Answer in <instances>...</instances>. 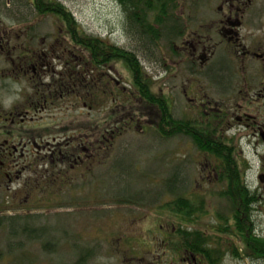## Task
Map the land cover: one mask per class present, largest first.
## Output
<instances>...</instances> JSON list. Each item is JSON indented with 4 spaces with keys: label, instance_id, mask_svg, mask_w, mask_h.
<instances>
[{
    "label": "flooded vegetation",
    "instance_id": "af4514ba",
    "mask_svg": "<svg viewBox=\"0 0 264 264\" xmlns=\"http://www.w3.org/2000/svg\"><path fill=\"white\" fill-rule=\"evenodd\" d=\"M16 1L29 5L27 13L0 20V178L52 180L43 189L53 194L61 183L74 190L85 181L82 189L91 192L94 169L109 152L108 134L138 124L102 128L100 136L89 126L83 138L62 144L59 120L53 115L45 124L42 117L75 100V90L66 93L61 81L68 67L74 71L65 36L74 26L59 14L40 13L36 0ZM152 3L147 14L166 42L165 74L178 80L166 81L162 96L173 115L174 89L182 102L180 117L174 116L181 125L177 131L170 126L167 136L182 149L180 185L171 187L170 178L161 218L151 199L123 200L141 207H120L118 222L105 223L100 238L88 240L91 248L69 264H227L232 258L264 264V0ZM143 32L124 8V34L134 40ZM123 68L132 78L121 88L127 92L133 72ZM19 185L20 191L28 187L24 180Z\"/></svg>",
    "mask_w": 264,
    "mask_h": 264
},
{
    "label": "rangeland",
    "instance_id": "374dc122",
    "mask_svg": "<svg viewBox=\"0 0 264 264\" xmlns=\"http://www.w3.org/2000/svg\"><path fill=\"white\" fill-rule=\"evenodd\" d=\"M10 1L16 3L14 7L12 4L8 9L9 1L0 0V20L2 21H4L3 15H23L29 9V5L24 2ZM53 1L61 3L72 13L77 27L83 33L108 38L121 47L133 50L146 72L154 78L151 80V85L156 94H165L166 81L178 83V80H174L175 77L165 74L167 60L164 57L166 42L163 38L158 43L159 48H153L157 45H152L153 50L150 51L146 47H140L138 39L131 40L127 34H124V8L118 0ZM137 46L139 50H134ZM123 63L120 61L114 64L111 73L108 74L109 79L120 90L123 86L129 87L132 80L127 69L124 70ZM176 89V91L173 90L175 92L174 111L176 110L174 116L180 117L182 102L179 89ZM124 94L129 95L130 91ZM73 103V101L60 103L59 110H49L47 115L45 113L42 117L46 120L45 124L51 123L55 117L59 120L61 129L57 136L61 138L62 144L71 140V136L83 138V131L89 126L93 132L97 131L94 127L99 124L114 127L111 128L113 130L126 126L121 124L117 126L118 119H115V123L110 122L109 118L106 121L108 113L115 114L119 118L121 116L119 109L112 108L109 109L112 111H109L107 104L101 107L91 103L93 108H90L88 104L84 107L82 102L77 106H73ZM68 104L71 105L70 108L66 106ZM147 124L148 122L144 119L138 122L139 129L123 133L118 132L122 130L115 131V134L119 135H115L117 136L114 137L115 139L108 141L109 144L113 142L112 149L109 150L103 163L94 167L95 177L89 182L91 192L85 193L82 189L85 181H78L77 189L74 190L69 188L70 184L61 183L60 191L57 190L53 194L43 189V186L52 185V180L43 183L40 178H12V182H8L6 178H0V218L15 217L17 219L15 221L17 227L13 230L11 225L2 219L4 223L0 226V253L3 258L0 264H14L15 260L20 264H69L75 256H80L79 254H84L91 248L88 240L100 238L99 235L105 223L118 222L120 207L139 206V204L124 203L123 200H129L131 196L136 199H145L142 201L144 204L148 203V199L153 200L152 205L155 206L158 217L161 218L160 213L164 216L169 201L168 194L165 195V192L168 193L170 178L182 169V149L176 144L177 140L170 141L168 137L157 134L153 128L142 131V125L147 127ZM51 136L44 132L43 139L51 140ZM111 137L112 133L108 134V140ZM31 153L36 152L31 151ZM103 173L109 177L99 178ZM35 174L31 172V176ZM22 180L26 181L28 187L20 191L19 184ZM179 185L180 178H178L176 189ZM86 195L87 198H84ZM127 212L130 213V210ZM25 224L31 228L45 230L30 236L22 230ZM49 244L53 246L47 248ZM9 252L14 253L8 255ZM227 264H251V262L232 258V261H228Z\"/></svg>",
    "mask_w": 264,
    "mask_h": 264
},
{
    "label": "trees",
    "instance_id": "16d2710c",
    "mask_svg": "<svg viewBox=\"0 0 264 264\" xmlns=\"http://www.w3.org/2000/svg\"><path fill=\"white\" fill-rule=\"evenodd\" d=\"M123 8L126 9L127 15L131 19L132 26L141 28L143 36L139 37V46L146 47V49L152 51V45H157L153 48H159V42L162 39L157 33V29L153 30L149 14L147 11L154 8L153 0H118ZM36 7L40 10V13H56L66 20V25L74 26V30L69 34V28L66 30L67 47L69 52L75 54L76 61L74 71L71 67L63 72L61 81L65 83V91L69 94L70 89L75 90V100H73V106H77L80 102L84 107L88 104L90 108H93L92 104L103 106L106 104L107 109H119L121 116L119 118L112 113H108L106 121L109 118L110 122L126 125L125 127H132L142 120L148 122L147 126L154 127L157 134L167 137L168 129L170 126L175 128V131L180 127L181 123L176 120L171 113L168 103L165 101L162 95H158L153 91L152 85L144 78L140 72L141 61L136 53L127 52L123 47L117 43L111 42L108 38H103L98 35H87L83 33L78 27L75 18L72 13L64 7L61 3L54 2L53 0H36ZM139 18L140 20H138ZM162 35V34H161ZM137 40V41H138ZM165 41V40H163ZM150 46V47H149ZM143 49V48H142ZM142 51V50H141ZM124 62L133 72V81L130 94H124L123 90H120L109 79V73L113 69V65ZM64 79V80H63ZM115 88H113V87ZM68 108L71 105H66ZM96 106V107H98ZM102 109V108H101ZM112 111V110H109ZM97 118L96 116H94ZM94 118V119H95ZM116 119V120H115ZM148 126V127H149ZM142 127H144L142 125ZM97 131L95 135L102 133V128H114L107 125L99 124L94 127ZM99 128V129H98ZM121 129V128H120ZM110 135V133H109ZM119 134H113L111 138H116ZM110 138V140H111ZM114 138V139H115ZM109 140V141H110ZM112 143L110 142V148L112 149ZM175 203L180 206V198H175ZM11 225L12 230L17 227L15 217L0 218V226L4 223ZM19 220V219H18ZM24 233L32 236L36 232L42 233L44 228H31L26 224L22 228ZM39 238H41L39 236ZM48 246L47 248H49ZM14 252H9L8 255H13ZM7 256V255H5ZM3 258L0 253V260ZM17 261V260H15ZM14 261V264H20Z\"/></svg>",
    "mask_w": 264,
    "mask_h": 264
},
{
    "label": "bare ground",
    "instance_id": "6f19581e",
    "mask_svg": "<svg viewBox=\"0 0 264 264\" xmlns=\"http://www.w3.org/2000/svg\"><path fill=\"white\" fill-rule=\"evenodd\" d=\"M181 175H182V172L180 171V172L176 173V175L174 177H172V178H174V180H173V182L171 184V187L176 188V184L178 182V178H180ZM49 246L52 247L53 245L52 244H49Z\"/></svg>",
    "mask_w": 264,
    "mask_h": 264
}]
</instances>
